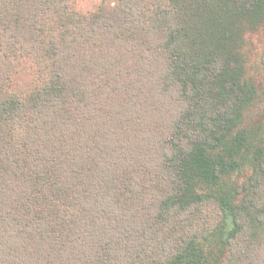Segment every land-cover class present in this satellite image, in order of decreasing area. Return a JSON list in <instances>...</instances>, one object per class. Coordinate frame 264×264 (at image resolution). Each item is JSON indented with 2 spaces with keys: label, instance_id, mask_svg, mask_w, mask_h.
<instances>
[{
  "label": "trees",
  "instance_id": "16d2710c",
  "mask_svg": "<svg viewBox=\"0 0 264 264\" xmlns=\"http://www.w3.org/2000/svg\"><path fill=\"white\" fill-rule=\"evenodd\" d=\"M263 32L264 0H0V264H264Z\"/></svg>",
  "mask_w": 264,
  "mask_h": 264
},
{
  "label": "rangeland",
  "instance_id": "374dc122",
  "mask_svg": "<svg viewBox=\"0 0 264 264\" xmlns=\"http://www.w3.org/2000/svg\"><path fill=\"white\" fill-rule=\"evenodd\" d=\"M257 40L258 46L256 48L258 53L248 61L250 63L246 77L247 80L254 84L256 95L251 106L245 112V121L243 124V129L246 132L248 140L253 143L255 148L264 146V64L259 61V56L264 52V32ZM252 59L253 62H251ZM18 76H22L19 69L18 73L14 74L12 78L15 79ZM219 151H222L221 148ZM243 164L244 162L241 163V165ZM250 170V167L246 165L243 170L236 172L229 179L221 182L220 192L218 193L221 196L230 197L232 206L240 204V198L242 197L238 196L236 191L245 184L251 174ZM210 241L203 244L204 253L207 255L206 264H211L217 260L219 261L226 251L217 241ZM205 248H207L206 252Z\"/></svg>",
  "mask_w": 264,
  "mask_h": 264
}]
</instances>
